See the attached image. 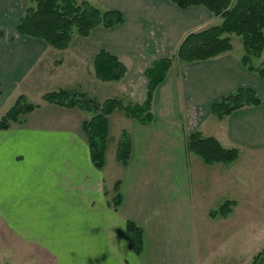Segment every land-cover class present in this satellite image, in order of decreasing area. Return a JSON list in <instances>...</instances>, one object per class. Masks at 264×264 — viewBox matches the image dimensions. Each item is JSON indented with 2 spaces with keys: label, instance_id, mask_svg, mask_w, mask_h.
<instances>
[{
  "label": "crops",
  "instance_id": "obj_1",
  "mask_svg": "<svg viewBox=\"0 0 264 264\" xmlns=\"http://www.w3.org/2000/svg\"><path fill=\"white\" fill-rule=\"evenodd\" d=\"M89 1L119 10L124 21L96 26L88 36L75 34L67 48L58 49L59 60L72 71L67 75H77L78 84L92 77L94 92L101 87L126 103L145 102V72L153 62L173 58L188 33L221 21L203 5L181 8L171 0ZM28 4L0 0V117L4 100L20 91L23 80L56 49L17 32ZM232 46L207 59L173 58L147 112L138 118L119 109L110 113L102 168L91 161L81 123L0 129L1 222L20 243L38 246L55 264H196L197 212L226 192L230 166L206 164L188 153L186 134L214 136L222 146L237 148L239 157L264 149V80L242 64V47ZM100 50L126 66L118 81L96 77L93 60ZM239 87L253 88L260 104L223 118L212 115L211 103ZM123 131L131 141L126 165L116 158ZM116 182L121 202L114 209ZM127 220L142 229L140 254L127 244Z\"/></svg>",
  "mask_w": 264,
  "mask_h": 264
},
{
  "label": "trees",
  "instance_id": "obj_2",
  "mask_svg": "<svg viewBox=\"0 0 264 264\" xmlns=\"http://www.w3.org/2000/svg\"><path fill=\"white\" fill-rule=\"evenodd\" d=\"M177 6L185 8L203 5L222 21L203 29L188 33L181 41L173 58L180 61L207 59L232 49L231 35L241 37V62L249 70L255 71L264 80V62L254 64V59L264 52V0H171ZM124 21L123 14L116 9H102L89 0H29L16 25L18 33L44 40L56 49L69 46L75 34L88 36L93 28L113 27ZM173 58L156 60L146 70L148 78L147 96L143 104L124 102L123 98L113 96L97 100L85 92H71L68 89L50 91L44 98L56 105L78 108L93 112L90 119L81 124L82 131L90 149L93 165L102 168L107 144L108 115L114 110H123L131 117H139L149 108L152 92L160 83L172 63ZM93 68L97 78L103 81H118L126 66L114 55L100 50L94 57ZM260 97L250 87H239L212 102L210 112L217 118H223L232 111L247 105H259ZM37 105L27 102L24 95H19L14 104L0 117V129H7L12 123L21 122ZM186 150L198 155L206 164L214 162L231 163L237 159L239 150L224 147L214 137L200 131L186 134ZM131 153V141L128 133L123 131L117 146L116 158L126 165ZM116 194L112 199L114 209L121 202L118 182L115 183ZM226 200L213 209L210 214L226 216L230 204ZM127 244L131 250L140 254L143 248V232L132 220L126 221ZM253 264L257 262L253 261ZM260 264V263H258Z\"/></svg>",
  "mask_w": 264,
  "mask_h": 264
},
{
  "label": "rangeland",
  "instance_id": "obj_3",
  "mask_svg": "<svg viewBox=\"0 0 264 264\" xmlns=\"http://www.w3.org/2000/svg\"><path fill=\"white\" fill-rule=\"evenodd\" d=\"M231 39L235 47H242L240 36L232 34ZM53 50L55 53L46 54V59L23 80L21 90L17 93L13 91L4 100L1 107L3 112L21 94L27 102L37 105L33 111L20 117L21 122L13 125H80L93 115L90 111L62 107L46 100L44 95L50 91L68 89L76 93L85 92L100 102L110 97L107 92H101L99 86V91L94 92V78L91 77L84 85L78 84L77 75H67L72 71H68L65 64L61 65L58 49ZM261 62H264V52L261 57L254 59L256 65ZM75 71H78L77 68ZM111 125V134L114 136L117 129L115 123ZM111 150L114 151L113 145H110ZM238 157L227 163L230 169L228 175L224 176L228 181L227 190L223 189L226 192L215 197L210 208L208 205L203 209L199 207L197 212L194 230L196 264H253L254 258L257 264H264V149L254 153L244 151ZM226 200L233 201L228 215L210 214ZM0 264L55 263L38 246L20 243L12 230L0 220Z\"/></svg>",
  "mask_w": 264,
  "mask_h": 264
}]
</instances>
